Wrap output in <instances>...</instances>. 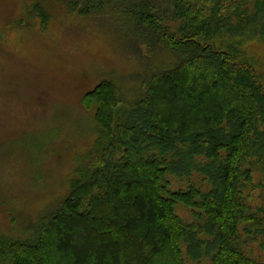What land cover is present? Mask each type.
Returning <instances> with one entry per match:
<instances>
[{
	"label": "trees",
	"instance_id": "trees-1",
	"mask_svg": "<svg viewBox=\"0 0 264 264\" xmlns=\"http://www.w3.org/2000/svg\"><path fill=\"white\" fill-rule=\"evenodd\" d=\"M55 1L126 52L161 58L136 75L132 100L107 79L83 96L94 149L21 237L0 235V264H186L184 247L192 261L257 264L244 236L264 208L242 191L264 174V81L246 49L264 40V0ZM32 10L45 29L51 14ZM194 172L210 191L170 190L169 175ZM181 203L204 224L185 225Z\"/></svg>",
	"mask_w": 264,
	"mask_h": 264
},
{
	"label": "rangeland",
	"instance_id": "rangeland-1",
	"mask_svg": "<svg viewBox=\"0 0 264 264\" xmlns=\"http://www.w3.org/2000/svg\"><path fill=\"white\" fill-rule=\"evenodd\" d=\"M37 3L52 16L45 29L31 15ZM142 48L139 55L126 52L55 0H0V235L21 237L27 222L66 194L97 140L93 112L83 107V96L107 79L119 86L125 100H132L136 75L161 58L153 53L149 60ZM246 49L264 81V40L252 41ZM168 181L172 192L212 188L196 172L182 178L169 175ZM242 192L254 213L264 208L261 169ZM194 208L181 203L175 213L187 226L203 225L195 216L201 213L199 206ZM254 229L244 236V253L264 264V219ZM184 255L186 264H210L208 258L189 259L185 247Z\"/></svg>",
	"mask_w": 264,
	"mask_h": 264
}]
</instances>
